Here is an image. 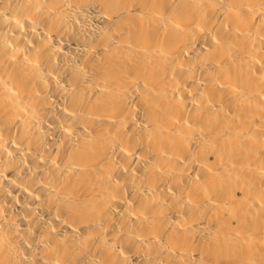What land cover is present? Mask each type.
<instances>
[{
    "label": "bare ground",
    "instance_id": "bare-ground-1",
    "mask_svg": "<svg viewBox=\"0 0 264 264\" xmlns=\"http://www.w3.org/2000/svg\"><path fill=\"white\" fill-rule=\"evenodd\" d=\"M0 264H264V0H0Z\"/></svg>",
    "mask_w": 264,
    "mask_h": 264
}]
</instances>
